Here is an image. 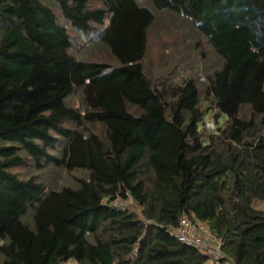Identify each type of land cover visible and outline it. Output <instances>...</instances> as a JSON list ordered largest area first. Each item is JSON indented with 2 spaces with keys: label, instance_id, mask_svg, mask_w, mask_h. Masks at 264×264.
Returning a JSON list of instances; mask_svg holds the SVG:
<instances>
[{
  "label": "trees",
  "instance_id": "16d2710c",
  "mask_svg": "<svg viewBox=\"0 0 264 264\" xmlns=\"http://www.w3.org/2000/svg\"><path fill=\"white\" fill-rule=\"evenodd\" d=\"M141 1L0 0V264H264V0ZM155 12L195 36L180 77L145 66ZM190 42L216 62L203 81ZM28 163L82 175L52 189Z\"/></svg>",
  "mask_w": 264,
  "mask_h": 264
},
{
  "label": "rangeland",
  "instance_id": "374dc122",
  "mask_svg": "<svg viewBox=\"0 0 264 264\" xmlns=\"http://www.w3.org/2000/svg\"><path fill=\"white\" fill-rule=\"evenodd\" d=\"M141 2L145 4L147 7L152 9L149 0H142ZM155 13H156V20L153 26L150 28L149 46L145 59V66L147 70H150L156 75L161 70L165 71V69H167L164 76L180 77L182 70L180 66L177 67V63H178L177 60L179 57L182 56L181 48H183L184 44L187 43V42L183 43V41H181L180 38L188 36V40H189V36L191 39H194L195 36L193 32H191L190 30L191 29L190 25L184 23V21L177 18V16L167 13H159V12H155ZM72 36H73L75 48L76 47L86 48L87 46L90 45L88 42H92V45L88 49L83 51H86V55L92 53L93 60L95 61L107 60V62L109 63L112 64L114 63L111 57L105 51H99V49L98 50L96 49V45L99 42L96 41L97 39H95V36L87 37L81 35L80 33H75V32H72ZM193 46H195V43L190 42V47H191L190 49L192 50L189 51L183 57V59L187 61H191L193 63L191 65H188V66H193L190 67V69L199 68L202 70L200 79L201 81H203L206 78V74L213 71L216 62L214 61L211 51L210 49L207 48L205 42L204 43L202 42L201 46H197L194 48ZM203 50L205 53L209 54V58L205 61L199 58ZM197 64H199L200 66L197 67L198 66ZM199 84L202 86L203 82H199ZM68 104L78 109L83 108L81 90H78L68 99ZM245 112L248 113L247 108L245 109ZM206 121H207L206 122L207 127L213 130L215 125L212 115L208 116ZM95 131L100 135L103 133V130L99 125H97ZM61 150L62 148L59 147L56 153L60 154ZM13 172L18 174L23 179L36 177L39 181L43 182L45 185H47L52 189H61L64 186L72 185L75 183V177L82 175V172H75L71 175L68 174L66 171L56 168L54 166H50L47 169V171L46 170L39 171L31 163H28L26 166L16 168L13 170ZM30 218H31V213H29L25 217V220H28ZM211 246L216 247L215 244Z\"/></svg>",
  "mask_w": 264,
  "mask_h": 264
},
{
  "label": "built area",
  "instance_id": "2783aa9c",
  "mask_svg": "<svg viewBox=\"0 0 264 264\" xmlns=\"http://www.w3.org/2000/svg\"><path fill=\"white\" fill-rule=\"evenodd\" d=\"M177 236L180 241L197 246L199 248H207L208 255L213 259L222 258L219 242L216 241V247H209L206 244V238L209 237L208 230L203 223H193L189 219H183L180 228L177 230Z\"/></svg>",
  "mask_w": 264,
  "mask_h": 264
}]
</instances>
